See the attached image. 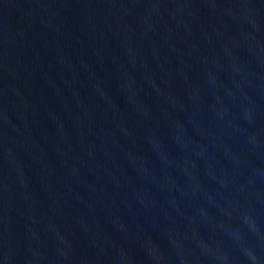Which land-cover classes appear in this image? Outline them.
Returning a JSON list of instances; mask_svg holds the SVG:
<instances>
[{
    "label": "water",
    "instance_id": "95a60500",
    "mask_svg": "<svg viewBox=\"0 0 264 264\" xmlns=\"http://www.w3.org/2000/svg\"><path fill=\"white\" fill-rule=\"evenodd\" d=\"M0 264H264V0H0Z\"/></svg>",
    "mask_w": 264,
    "mask_h": 264
}]
</instances>
